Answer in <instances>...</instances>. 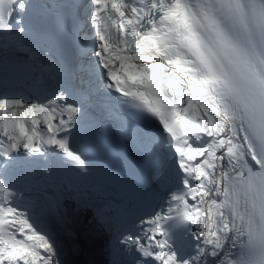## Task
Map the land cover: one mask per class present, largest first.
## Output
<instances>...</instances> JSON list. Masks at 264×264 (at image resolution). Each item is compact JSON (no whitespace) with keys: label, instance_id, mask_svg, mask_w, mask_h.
I'll use <instances>...</instances> for the list:
<instances>
[{"label":"snow or ice","instance_id":"6c2138e0","mask_svg":"<svg viewBox=\"0 0 264 264\" xmlns=\"http://www.w3.org/2000/svg\"><path fill=\"white\" fill-rule=\"evenodd\" d=\"M69 198L108 264H264V0H0V264Z\"/></svg>","mask_w":264,"mask_h":264},{"label":"bare ground","instance_id":"6f19581e","mask_svg":"<svg viewBox=\"0 0 264 264\" xmlns=\"http://www.w3.org/2000/svg\"><path fill=\"white\" fill-rule=\"evenodd\" d=\"M72 206L79 208L82 211V213H80L79 215L77 214L74 215L75 213L71 209ZM66 208H67V213H66V218H65V222L63 226L68 225V224L77 225L79 228V233L81 235V240L71 241L70 243H68V241H66V239L63 238V236L60 233L57 234L58 243L60 247V258H61L62 264H66L67 262H73L74 258L76 257L75 254L85 255L84 264H90L92 245H94L95 247V243L93 239L98 240V244L99 242L101 244V241L102 240L105 241L106 239V236H105L106 232L100 231L93 224V220L90 218V215H91L90 210L86 209L83 206L78 205L71 198L67 200ZM94 260L96 259L94 258ZM101 261H103V263L106 264L104 261V258L102 259V253H101ZM96 264H97V261H96Z\"/></svg>","mask_w":264,"mask_h":264},{"label":"rangeland","instance_id":"374dc122","mask_svg":"<svg viewBox=\"0 0 264 264\" xmlns=\"http://www.w3.org/2000/svg\"><path fill=\"white\" fill-rule=\"evenodd\" d=\"M71 209H72V211H74V213H75L74 215H76V214L79 215L80 213H82V211L79 208H77V207H73L72 206ZM90 218L92 219L91 215H90ZM100 231H102V230H100ZM105 236H106V239H105V241L102 240L101 244H100V242L98 244V240L93 239V241L95 243V247H94V245H92L91 263L90 264H96V261H97V264H104L103 261H101V253H102V259L104 258L105 263L108 264V259H109V257H108V245H109V242H110V237L107 235V233H105ZM75 256L76 257L74 258L73 262H67L66 264H84L85 255H83V254H75ZM94 258L96 260H94Z\"/></svg>","mask_w":264,"mask_h":264}]
</instances>
